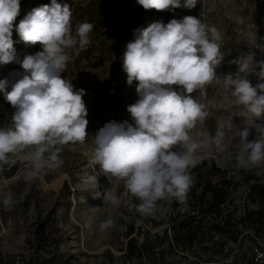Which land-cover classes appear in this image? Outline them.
<instances>
[{
  "label": "rangeland",
  "instance_id": "obj_1",
  "mask_svg": "<svg viewBox=\"0 0 264 264\" xmlns=\"http://www.w3.org/2000/svg\"><path fill=\"white\" fill-rule=\"evenodd\" d=\"M60 2L70 7L73 32L82 21L94 26L87 46L68 50L72 59L61 74L76 90H85L89 135L83 144L62 146V166L45 169L31 181L24 179L27 162L23 156L32 146L19 155L9 154V163L0 171V264H253L254 250L264 252V217L252 223L243 219V214L248 205L261 206L249 198L248 188L255 181L264 185V163L241 164L238 144L239 131L248 128L249 139H254L255 125L260 121L235 102L225 76L232 74L235 78L238 64L232 63L234 60H264V24L257 25L254 20L256 0H198L192 9H155L151 14L139 10L136 0ZM50 3L51 0H21L15 24L33 8ZM187 15L201 17L204 23L216 27L223 57L214 81L192 93L205 115L189 131L197 144L189 168L202 161L219 166L222 174L235 182L224 211L242 216L236 240L223 236L217 243L216 234L208 231L189 248L175 241L171 228L172 218L177 211L185 210L186 204L179 202L173 207V198L166 197L157 201L151 215L130 210L129 202L139 201L126 191L122 181L104 175L93 160L94 138L106 123L127 120L134 124L127 107L139 99L138 82L128 85L122 66V56L127 43L134 39V30L157 21L167 24ZM13 40L21 60L42 50L39 43L20 42L15 28ZM16 70L22 69L15 62L0 65V79ZM247 79L254 87L264 82L255 71ZM7 91H11V83ZM14 111L4 91H0L2 126L10 124ZM217 140L221 141L219 146ZM174 150L180 149L177 146ZM106 193L115 195L120 203H104ZM8 195L12 204L5 208L2 200ZM107 220L112 224L101 228L100 224ZM205 220L208 228L211 219ZM39 222L47 236L37 242L34 230ZM132 235L140 250L128 255L125 243Z\"/></svg>",
  "mask_w": 264,
  "mask_h": 264
},
{
  "label": "clouds",
  "instance_id": "obj_2",
  "mask_svg": "<svg viewBox=\"0 0 264 264\" xmlns=\"http://www.w3.org/2000/svg\"><path fill=\"white\" fill-rule=\"evenodd\" d=\"M136 2L145 10L174 11L178 7L192 9L198 0H183V4L181 0ZM20 8V0H0V65L15 62L22 69L0 79V91L15 109L10 124L0 126V171L9 163V154L32 146L23 156L27 162L24 179L31 181L45 169L62 166V146L83 144L89 135L85 90H76L61 74L72 59L68 50L87 46L94 26L82 21L73 32L70 7L60 0L33 8L16 25ZM14 28L20 42L39 43L42 50L19 59ZM220 40L215 26L187 15L136 29L134 39L127 43L123 71L128 85L138 82L139 99L127 107L134 124L127 120L106 123L94 138L93 160L104 175L122 181L139 201L129 202L130 210L151 215L161 199L185 201L192 183L188 168L197 149L189 131L205 115L192 93L216 78V68L223 60ZM232 63L238 64V71L235 78L225 76V84L235 102L260 121L254 139H249L248 128L239 131L238 160L257 166L264 163V82L254 87L247 75L255 71L264 81V60L239 58ZM10 83L11 91H7ZM220 143L217 140V146ZM177 146L180 150H174ZM103 201L120 203L108 193ZM2 204L9 207L11 195L5 196ZM111 224L107 220L100 227Z\"/></svg>",
  "mask_w": 264,
  "mask_h": 264
},
{
  "label": "trees",
  "instance_id": "obj_3",
  "mask_svg": "<svg viewBox=\"0 0 264 264\" xmlns=\"http://www.w3.org/2000/svg\"><path fill=\"white\" fill-rule=\"evenodd\" d=\"M139 10H142L144 14L155 12V9L145 10L140 5ZM254 20L257 25L264 24V0H256ZM2 124L3 121L0 119V126ZM188 172L192 183L185 201L182 202L186 204V209L177 211L172 218L171 228L174 230L175 241L189 248L197 239L204 238L208 231L216 234L217 243L223 236L236 240L241 232L239 223L242 216L235 217L231 211H224L231 192L235 188V182L222 174V169L213 161L208 163L202 161L200 164L191 166ZM248 196L253 201L264 205V185L258 181L250 183ZM179 202L173 198V207ZM263 217L264 207L261 206L256 209L247 208L243 214V219L247 218V221L252 223L261 221ZM205 219H211L208 228H206L208 222ZM43 227L42 222H39L34 230L38 236L37 242L46 239L47 235ZM139 250L140 246L134 236H128L125 243L127 254L133 255Z\"/></svg>",
  "mask_w": 264,
  "mask_h": 264
},
{
  "label": "built area",
  "instance_id": "obj_4",
  "mask_svg": "<svg viewBox=\"0 0 264 264\" xmlns=\"http://www.w3.org/2000/svg\"><path fill=\"white\" fill-rule=\"evenodd\" d=\"M248 190H249V188H248ZM261 207H264V205L263 204H261ZM247 208H253V209H256V208H258L257 207V205H248V207ZM246 208V209H247ZM258 248H256L255 250H254V257H253V264H264V252L263 251H261V250H257Z\"/></svg>",
  "mask_w": 264,
  "mask_h": 264
},
{
  "label": "bare ground",
  "instance_id": "obj_5",
  "mask_svg": "<svg viewBox=\"0 0 264 264\" xmlns=\"http://www.w3.org/2000/svg\"><path fill=\"white\" fill-rule=\"evenodd\" d=\"M16 155H19V154H16Z\"/></svg>",
  "mask_w": 264,
  "mask_h": 264
}]
</instances>
